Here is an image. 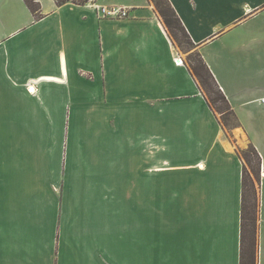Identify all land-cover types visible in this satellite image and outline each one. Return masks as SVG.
Returning <instances> with one entry per match:
<instances>
[{
  "label": "crops",
  "instance_id": "obj_1",
  "mask_svg": "<svg viewBox=\"0 0 264 264\" xmlns=\"http://www.w3.org/2000/svg\"><path fill=\"white\" fill-rule=\"evenodd\" d=\"M37 1L0 0V264H241L247 143L264 264V0H169L189 50L152 0Z\"/></svg>",
  "mask_w": 264,
  "mask_h": 264
},
{
  "label": "trees",
  "instance_id": "obj_2",
  "mask_svg": "<svg viewBox=\"0 0 264 264\" xmlns=\"http://www.w3.org/2000/svg\"><path fill=\"white\" fill-rule=\"evenodd\" d=\"M88 1L89 0H57V3L63 4L66 2L67 3L73 2V3H79V4H83V3L86 4ZM152 1L154 2L159 13L161 14V17L164 20V23L166 24V26L168 27V29L171 33V36L180 44L181 42H179V40L177 39L178 34H180L182 36V40H183L182 43L184 42V43H186V45H188V47H191L193 45V42L188 35V31L186 30V28L182 24L181 20L179 19L177 12L172 7L170 1L169 0H152ZM25 2L28 5V7L32 10L31 13L35 17L41 16V5L37 0H25ZM193 61H194V63H193ZM192 63L193 64H190L191 71H192L193 75H195V77L200 82L202 89L204 90V93L206 95V98H207L208 102L210 103V106L213 109H215L216 111H219L222 114V116L227 115V117H228V115H233L236 123H239L237 115L233 111L229 100L224 95V93L221 91L220 85L218 84L217 80L215 79V77L211 73L210 68L205 63V60L201 57V55L199 53H193ZM209 93H211V94L213 93L215 96L213 98L210 97L211 98L210 99L208 96V95H210ZM219 102H221V104H223V107H222L223 109L221 108V106H218ZM227 117H225V118L223 117V121L225 122L226 126L227 125L230 126L231 124L228 123ZM236 123H232V125L236 124ZM249 149L257 157L256 159L258 160V164L260 165V170H261V164H262L261 159H262V157H261L260 153L257 151V149L255 148V145H253L252 143H250ZM242 152H243L244 156L246 157V159L248 161H250V157H249V154H247V151L243 150ZM242 182H243V193H242V199H243V210H242L243 245H242V263L241 264H246V251H245V245H246L245 228L247 226L246 222L249 219H252V221L254 222V227H255L254 230H256V232H257V228H258V213H257L258 201H256L255 208H257V211H256L255 215L250 217V218L246 217L245 211H247V209H246V207H247L246 206V202H247V198H246V196H247L246 195V193H247V190H246L247 180H246V169L245 168H244V172H243V176H242Z\"/></svg>",
  "mask_w": 264,
  "mask_h": 264
},
{
  "label": "rangeland",
  "instance_id": "obj_3",
  "mask_svg": "<svg viewBox=\"0 0 264 264\" xmlns=\"http://www.w3.org/2000/svg\"><path fill=\"white\" fill-rule=\"evenodd\" d=\"M93 0H89L87 3L92 2ZM179 37V38H178ZM177 39L179 40L180 45L183 47V49H188L190 47H188V45H186V43H182V36L180 34H178ZM178 43V42H177ZM179 44V43H178ZM186 54V53H185ZM188 58V63L189 64H193L192 63V59H193V54H190L189 56L187 55ZM210 95L209 98H213L215 95L212 93H209ZM210 98V99H211ZM218 106H221V108L223 107V104H221V102H219ZM223 109V108H222ZM220 116L221 119L223 120V117H227L226 116H222V114L217 111ZM228 123H230V126H226L225 122L223 123L227 128L232 127V123H236L235 118L233 117V115H228ZM68 133L66 134V136L64 137V145H67V142L69 140V138L67 137ZM71 142V139L69 140ZM76 144H78V139L76 140ZM249 143H247V146L245 148H241L239 150V155H240V159L242 160L243 164H244V168L246 169V180H247V193H246V198H247V202H246V209L247 211H245L246 217H252L255 215L257 208H255L256 206V201H258L259 198V193H261V185H262V179L261 177L263 176L262 174V164H261V170H260V165L258 164V160L256 159L257 157L254 155V153L251 152V150L249 149ZM243 150L247 151V154H249L250 157V161H248L246 159V157L243 154ZM242 152V153H241ZM261 172V173H260ZM246 228H245V237H246V245H245V251H246V264H256L257 263V246H258V241H257V232L256 230H254V222L252 221V219H249L246 222Z\"/></svg>",
  "mask_w": 264,
  "mask_h": 264
},
{
  "label": "built area",
  "instance_id": "obj_4",
  "mask_svg": "<svg viewBox=\"0 0 264 264\" xmlns=\"http://www.w3.org/2000/svg\"><path fill=\"white\" fill-rule=\"evenodd\" d=\"M97 9V12L101 17L108 16V17H125L129 15V9L128 8H119V7H113L112 9H107L106 7H103L102 5L95 6ZM177 63H183V60H177Z\"/></svg>",
  "mask_w": 264,
  "mask_h": 264
}]
</instances>
